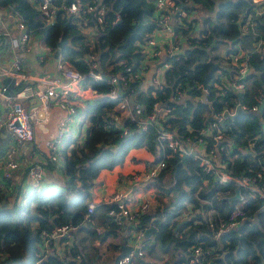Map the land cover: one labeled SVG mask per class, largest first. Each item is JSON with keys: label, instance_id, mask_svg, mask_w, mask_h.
Here are the masks:
<instances>
[{"label": "trees", "instance_id": "1", "mask_svg": "<svg viewBox=\"0 0 264 264\" xmlns=\"http://www.w3.org/2000/svg\"><path fill=\"white\" fill-rule=\"evenodd\" d=\"M175 1L188 14L199 6L211 16L197 19L199 28L188 40L187 48L168 58L170 67L163 74L161 87L151 84L142 87L143 78L133 77L142 55L137 43L145 41L158 28L153 0H103L102 5L106 8L104 26L102 30L96 26V42L92 48L87 45L85 35L77 26L78 19L73 15L58 12L55 22L45 25L28 0H0V8L11 6L19 12L29 30L41 36L46 46L59 50L62 59L82 74L88 70L85 55L97 53L102 74L105 77L118 74L117 86L132 95L145 112H150L155 102L161 108L170 109L166 123L175 128L183 141L196 138L199 130L211 127L216 121L209 122V116L235 110L238 103L237 92L220 80L221 76H225L231 81L235 68L229 65L233 70L225 69L222 59L215 53L218 45L232 42L225 52L228 57L238 53L239 48L244 50L252 42V47L244 53L250 64V72L241 96V104L249 113H239L233 121L226 119L223 125L216 122L217 128L204 137L205 150L216 153L218 161L224 164V172L235 179L252 177L264 168V105L260 118L251 110L254 106L259 108L264 101V52L256 47L258 42L264 46V0H232L219 4L222 0ZM68 2L53 0L56 6ZM115 14L119 15L116 22ZM248 17L252 26L244 31L241 27ZM81 18L92 25L95 23L90 15ZM185 22V26H177L178 34L184 35L191 28V24ZM62 37L67 43L59 49L58 43ZM213 42L215 44L211 47ZM223 61L229 63L227 59ZM212 64L217 67L214 76L208 80V106L200 98L203 79ZM90 84L97 93L107 94L111 88L107 78L90 81ZM176 90L182 91L185 96L177 98ZM117 103V100L99 97L85 100L79 107L78 111L87 120L84 139L81 143H74L65 154V180L57 186L58 189L51 191L43 184L41 188L31 189L28 193L16 190L13 200L8 198L5 201L0 187V264H88L76 245L65 246L63 259L42 254V236L50 235L53 229L62 225L72 226L74 230L87 229L90 225L85 219L87 204L91 201L98 173L102 169L110 170L121 165L127 153L136 148H144L152 154L155 158L153 163L165 162V167L150 183L161 196L169 197V201L162 210L142 214L136 225H130L128 230L154 228L153 242L160 245L163 253H180L176 260H166L163 264H189L192 247L195 246H199L204 255L198 264H264V201L248 190L237 188L234 182L227 185L214 183V177L206 173L192 156L171 155L154 138L155 126L141 131L124 119V129L105 128L112 115L119 117L115 109ZM124 130L126 134H123ZM218 130L221 139L215 141ZM9 140L10 136L5 130H0V158L8 148ZM250 141H254L251 148L248 147ZM42 157L44 175L46 170L50 174L55 163L47 155ZM178 163L181 166L177 187H174V171ZM236 190L246 198L245 203L232 199ZM52 197L57 199L55 204ZM188 205L192 211L199 212L189 218L178 219ZM237 205L242 213L238 226L215 238L219 220L227 218ZM111 207L102 205L100 210L107 223V235H116L118 222L107 214ZM210 211L214 212L207 214ZM180 221L185 222L175 230ZM91 233L95 234L96 231ZM98 237L102 241L105 239L102 234ZM63 241L64 238H61L56 242L61 244ZM52 243L50 241L49 245ZM144 248H150V245L145 242ZM77 256L79 260H76Z\"/></svg>", "mask_w": 264, "mask_h": 264}, {"label": "built area", "instance_id": "2", "mask_svg": "<svg viewBox=\"0 0 264 264\" xmlns=\"http://www.w3.org/2000/svg\"><path fill=\"white\" fill-rule=\"evenodd\" d=\"M254 1L256 2V0ZM28 2L38 12L39 17L45 25H52L58 12L76 17L78 19L76 21L77 26L85 35L87 45L91 48L96 42V26L101 30L103 29L104 16L106 14V8L102 5L103 0H91L90 2L69 0L68 4H61L59 6H56L53 0H28ZM153 7L158 28L145 41L137 43L142 55L138 71L133 77L145 79L151 67L161 62L157 65L156 72L149 78V84L154 87H161L162 79H160L157 73L164 74L165 70L170 67L168 58L183 52L177 43L179 34L178 31H175V28L177 26H185V20L188 21L190 15L182 10L175 0H153ZM260 12L256 11V13ZM86 15H90L91 21L95 22L93 23L94 25L90 24V21L88 22L86 19L81 18ZM118 18L119 15L115 14L114 22ZM251 26L250 17H248L241 29L246 31ZM159 41H161V44H159ZM34 46L38 59L41 62L46 63L48 60H56L54 66V71L57 74L56 77H53V73L47 72L46 69L36 76H31L26 72L25 54L32 52ZM256 47L258 50L264 52V46H262L261 42H258ZM55 51L43 43L41 36L34 34L27 28L19 12L11 6L0 8V80H5L6 78L13 80L11 96L6 94L9 84L0 82V101L3 107V115H0V130H5L10 136L8 148L0 158V182L3 181L0 187L2 190L6 188V182L12 178L13 172L20 169H26V175L31 180V189L41 188L45 177L42 165L43 160L41 162H26L24 161L25 159L17 160L14 156L17 152H21L23 157L24 152L20 150L24 146L31 147L33 153L40 155L42 151L40 145L43 144L47 158L52 163H59L63 160L65 154H68L71 146L70 140L75 139H70L71 124L75 121L79 122L78 113L81 114V111H78L79 107H82L85 100L104 97L117 100L118 103L115 109L119 112V117L111 116L107 124L104 125L105 128L124 129V119L129 120L141 131L147 130L150 126H155L156 140L162 146H165L171 155L192 156L193 159L199 161L200 167L206 173L214 177L215 182L219 185H227L234 182L237 188L248 190L254 196L264 201V168L256 172L252 177L235 179L215 167L212 160L216 158V153L213 150H205L204 137L211 134L212 129L217 128L216 122H219L222 114H212V120L216 122L212 123L211 127L199 130L196 138L183 141L177 135L175 128L166 123L170 109L161 108L159 103L155 102L151 107V111L145 112L142 105L136 102L132 95L121 91L117 86L118 79L120 78L118 74L111 77H105L102 74L97 53L92 52L85 55L88 70L85 74H82L62 59L60 54L55 59ZM240 52L226 57L229 63L225 61L226 65H232L235 68L234 78L230 86L236 92H243L246 86L245 81L250 72L248 58L244 53ZM127 71H129V68ZM103 78H107L111 86L107 94L97 93L90 84V81H98ZM176 96L177 98H182L185 94L180 90H176ZM28 100H37L38 105L30 108ZM50 105L57 106L64 114L57 120L55 133L50 137L40 140L36 135V127L40 123L37 109L46 110ZM240 106L243 110H246L242 104ZM251 110L257 112L258 108L254 106ZM227 112L233 113L234 109L227 110ZM81 116L83 121L86 122L87 120L84 118V115L81 114ZM188 129L191 130L189 127ZM123 134H126V130L123 131ZM220 139L221 134L218 130V134L214 136V140ZM253 145L254 141L248 143L249 148L253 147ZM197 147L202 149L201 152L197 150ZM164 167L165 162L159 161L150 166L142 174H132L127 176V178L134 184L147 185ZM238 200L243 204L246 198L239 193ZM105 203L112 206L107 213L108 216L114 218L118 223L120 218H124L129 225H136L139 217L149 210L148 202H143L132 207L135 202L132 204V198L123 192L114 193L105 200ZM95 206L92 201L88 202L85 216L86 221H90V215L93 213ZM239 207L237 205L227 218L219 220L214 234L215 238H219L238 226L242 215ZM180 216L178 219H180ZM73 230L72 226L62 225L53 229L50 235H43L40 252L42 254H52L63 259L66 247L71 245L69 234ZM144 231L134 232L133 239L135 246L131 247L136 250V254L132 250L127 256L119 259L118 264H131L134 257H143L145 246ZM61 238H64V241L59 246L49 245L50 241L56 243ZM203 257L204 255L199 246L192 247L189 264H198ZM76 260H79V256L76 257Z\"/></svg>", "mask_w": 264, "mask_h": 264}, {"label": "crops", "instance_id": "3", "mask_svg": "<svg viewBox=\"0 0 264 264\" xmlns=\"http://www.w3.org/2000/svg\"><path fill=\"white\" fill-rule=\"evenodd\" d=\"M260 1L262 0H256V2H260ZM208 15L210 14L205 13V16ZM198 28L199 26L196 29ZM177 43H178V39H177ZM159 44H161V41H159ZM179 47L181 48V45H179ZM251 47L252 45H248L246 46V48H243L244 50L239 48L238 52L241 51L242 53H245ZM184 48L186 49L187 46H184ZM224 49H225L224 46H221L218 47L215 52L218 53L219 57L222 60L226 59V55L224 53L226 51H224ZM30 53L34 55V59L33 58L27 59L25 54V69L29 75L36 76L37 74H41L42 72H44L45 69L54 67L49 64L52 61L48 60L46 63H44L38 59L35 46H34V50ZM159 63L161 62H158L155 65H153L151 69L148 71L147 76L145 77V79H143V83L141 84L142 87H146L147 85H149V78H151V75H153L156 72V67ZM222 64L225 67V69H227L228 71L233 70V68L228 67L229 65L225 64V61H222ZM52 73H53L52 75L53 77L57 76L55 71H53ZM157 74L160 77V79H162L163 73L159 72ZM231 77L233 80L234 73H232ZM220 80L225 82L227 85H230V83L232 82V80L229 81L228 78L225 76H221ZM1 81L2 83H4V79H1L0 82ZM1 104L2 102L0 101V115H3V107ZM28 105L30 108L33 106H37L38 105L37 100H32V101L28 100ZM37 112L40 118V123L36 127V135L40 140H43L47 137L52 136L55 133L57 120L64 113L55 105H50V107H48L46 110L37 109ZM86 127L83 129L81 128L80 125H78L77 121L73 122L71 124L70 139L71 138L77 139L79 137L80 142H82L84 139V133ZM40 148L42 149L41 151L42 154L38 155L32 152L31 147L24 146L20 150L24 152L23 157L21 152H17V154L14 157L17 160L25 159L24 161L26 162H30V161L41 162L43 160V157H41V155H45L43 144L40 145ZM197 150L201 152L202 149L200 147H197ZM154 160H155L154 156L150 154L148 151H146L144 148L131 149L127 153L125 160L121 165H117L110 170L102 169L98 173V176L96 178L93 187V195L91 198V201L96 205V207L92 214V218L89 221L90 225L88 226L87 229H75L69 234L70 236L69 239L71 243L70 246L72 245L78 246V248L82 252V256L85 257L84 259L88 262V264H99L101 257L105 256L107 253L114 254V256L118 255L117 252L114 253L111 250V248L118 249L123 244H126L128 246H133L132 236L135 234L134 233L135 231L128 230V227H130V225L129 223H127V221L124 218H120L119 224L116 223V225H118L119 227L117 234L114 235L113 233L107 235V229H106L107 223L104 221V217L101 215L100 208L102 205L110 206L109 204L105 203V200L111 197L114 193L123 192L124 194L125 193L128 194V197L132 198V204L135 202V204L132 205V207H135L136 205L143 202H148L149 210L147 212L149 213H152L154 209L160 208V210H162L164 205L168 203L169 197L161 196V194L158 193L159 191L152 183H150V181L147 185H141V184H134L130 179L127 178V176H130L132 174H142L145 170H147L150 166L154 164L153 163ZM214 160L216 163L215 164L213 162L215 167L223 171L224 164L218 161V156H216V158H214L213 161ZM60 162L56 164V167H54L53 171H51L50 174L48 173L47 170L45 172L44 187L48 188L51 191L58 189L57 186L60 185L61 182L65 180V176L63 174L64 160ZM30 182L31 180L26 175V169H20L18 171L13 172L12 178L9 180V187L11 188V192L12 189L13 191L15 189V191L20 190L24 193H28L31 191ZM214 183H216L215 180ZM10 200H13V198H10ZM180 220L183 219L180 218ZM91 231H96V233L93 234L91 233ZM100 234L105 236V239L103 241L98 237V235ZM153 236L154 234H152L148 239L144 240V242L152 246V248L150 247V249L153 253L150 259H145L144 258L145 256L143 255V260H140L143 262V264H163L166 260H170V259L176 260L179 257L180 253H177L176 251L163 253L159 248L160 245L158 243L153 242ZM105 243H107V246L104 247ZM53 245L59 246L57 242L52 243L50 246ZM104 264H113V261L110 262L108 261Z\"/></svg>", "mask_w": 264, "mask_h": 264}, {"label": "rangeland", "instance_id": "4", "mask_svg": "<svg viewBox=\"0 0 264 264\" xmlns=\"http://www.w3.org/2000/svg\"><path fill=\"white\" fill-rule=\"evenodd\" d=\"M208 9H210L211 10V7H208ZM208 11V10H207ZM192 13V14H191ZM205 13L206 14H209V13H207V12H205L204 11V8L203 7H199V6H196L195 8H194V10L192 11V12H190V16H189V20L187 21V24H191L190 26H191V28L187 31V33L186 34H179V36H178V43H179V45H181V48H182V50H185V48H184V46H187V44H188V40L190 39V38H193V35H195V33H196V28L199 26V22L198 21H196L197 19H204V16H205ZM209 16H211V15H209ZM192 24L194 25L195 24V26H193L192 27ZM231 41H226V42H224V44H219L218 45V47H221V46H224V51H226L228 48H229V46L231 45ZM251 43L252 42H250V43H248L246 46H248V45H251ZM225 53V52H224ZM26 58L27 59H30V58H33L34 59V55L32 54V53H27L26 54ZM32 59V60H33ZM50 61H52V62H50L49 64L51 65V66H55V63H56V60H50ZM221 61H223V60H221ZM54 69H55V67H51V68H48V69H46V71L47 72H50V73H52L53 71H54ZM41 71H42V69H41ZM78 117L80 118L79 119V122H78V125H80L81 126V128H85L86 127V122H84L83 121V118H82V116H81V114L80 113H78ZM77 137V136H76ZM76 142H77V144L78 143H81L80 142V139H79V137L77 138V139H72V140H70V143H71V146H70V148L73 146V144L75 143L76 144ZM69 148V149H70ZM61 163V162H60ZM55 167H56V164H55ZM7 184V183H6ZM10 184H11V182H10ZM2 194L5 196V197H3V200H7L8 198L10 199V198H14L15 197V189H14V191H13V193L11 192V189H10V187H9V182H8V184H7V187L4 189V190H2ZM52 203L53 204H55L56 202H57V200H56V198H54V197H52ZM155 210V209H154ZM159 210H160V208H159ZM199 212V210H196V211H192V209H191V207L188 205L187 207H186V210L185 211H183V213H182V215L180 216V218H182V219H185V218H189V217H191V216H193L194 214H196V213H198ZM214 211H210V213L208 212L207 214H212ZM94 228V227H93ZM132 245L133 246H135V241H134V239H133V236H132ZM105 246H107V243H105L104 244V247ZM109 246V245H108ZM111 250L114 252V253H116L117 252V254H119V250H120V248H118V249H114V248H111ZM143 252H144V258L145 259H150V257L152 256V251H151V249L150 248H144L143 249ZM114 254H106L105 256H103V257H101V259H100V263L99 264H104V263H106V262H110V261H113V259H114ZM140 260H143V257H141V258H138V257H134L133 258V260H132V263L131 264H142V262H140Z\"/></svg>", "mask_w": 264, "mask_h": 264}, {"label": "water", "instance_id": "5", "mask_svg": "<svg viewBox=\"0 0 264 264\" xmlns=\"http://www.w3.org/2000/svg\"><path fill=\"white\" fill-rule=\"evenodd\" d=\"M229 1H232V0H222V1L218 2L217 4H219V3H226V2H229ZM175 31H177V27L175 28ZM66 43H67L66 40L62 37L61 40H60L59 43H58V48H59V49L62 48L64 45H66ZM214 44H215V42H213V43L211 44V47H213ZM59 54H60L59 50H56V51H55V54H54V58L57 59L58 56H59ZM216 67H217L216 64H212V65H211V68H210V71L208 72V74H207V75L205 76V78L203 79V89H202V95H201L200 100H201V102H203L204 104H206V105H208V106L210 105V102L207 100V91H206V89H207V86H208V80L214 76V73H215ZM4 83H5V84H9V88H8V91H7L6 94H8V95L11 96V95H12L11 87H12V84H13V80L10 79V78H6V79L4 80ZM241 96H242V92H237L238 104H237V106H236L234 112H233V113H229V112H227V111L224 112L223 115H222V117H221V119H219V124H220V125H223V123H224V121H225L226 119L233 121L234 118H235V117L237 116V114H239V113H249L248 111L243 110V109L241 108V106H240V104H241ZM263 105H264V101L261 103V105L259 106L257 112L255 113L256 116H257L258 118L261 117V111H262V107H263ZM253 112H254V111H253ZM212 119H213L212 116H209L208 121L210 122V121H212ZM263 123H264V122H263ZM154 138H155V136H154ZM180 166H181V163H178L177 166H176V168H175V171H174V180H175V181H174V187H177V182H178V170H179ZM238 198H239V193H238V190H236L235 195L232 197V199L235 200V199H238ZM184 222H185V221L179 222V223L177 224L175 230L177 229V227H178L179 225H181V224L184 223ZM154 233H156V230H155L154 228H147V229L144 231V240L148 239V238H149L152 234H154ZM150 247L152 248V246H150ZM132 250H133L134 254H136V250L133 249L131 246H128V245H126V244L121 245V246H120V253H119L118 255L115 256V258H114V260H113V264H118V260L121 259V258H123L124 256H127Z\"/></svg>", "mask_w": 264, "mask_h": 264}]
</instances>
